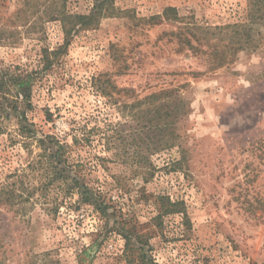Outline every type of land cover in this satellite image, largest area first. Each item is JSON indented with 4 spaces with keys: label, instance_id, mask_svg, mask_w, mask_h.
Returning a JSON list of instances; mask_svg holds the SVG:
<instances>
[{
    "label": "rangeland",
    "instance_id": "obj_1",
    "mask_svg": "<svg viewBox=\"0 0 264 264\" xmlns=\"http://www.w3.org/2000/svg\"><path fill=\"white\" fill-rule=\"evenodd\" d=\"M54 1L0 0V70L52 58L63 42ZM112 4L34 77L31 107L0 112V187L18 190L0 200V264H264V1ZM19 116L70 146L66 170L99 208L40 187ZM162 203L175 206L156 219Z\"/></svg>",
    "mask_w": 264,
    "mask_h": 264
},
{
    "label": "trees",
    "instance_id": "obj_2",
    "mask_svg": "<svg viewBox=\"0 0 264 264\" xmlns=\"http://www.w3.org/2000/svg\"><path fill=\"white\" fill-rule=\"evenodd\" d=\"M264 0H249V3L254 6L259 3H262ZM113 0H91V6L86 13H73L66 10L64 3H56L54 1V6L51 9V19L59 22L61 32L63 34V42L55 47L52 52L48 53L52 55V58L48 60L47 55L44 54L40 60L41 71L48 67L49 65H54L59 60L60 54L63 52V49L66 48L69 41L75 33L81 29H87L90 27L96 26L100 20L104 17L112 14L113 11ZM40 70H26L18 66H13L0 70V112H5L6 108H10L13 111H16L20 105L23 106L21 114L24 113V110L31 107L30 96H31V85L34 77L38 76ZM96 80L93 83L96 91L100 94L107 96L110 100H115L113 97V91L115 87L109 80L98 81ZM165 90L159 92H154L146 97V99H154L164 94ZM2 112V113H3ZM24 117V115H22ZM24 121L25 118H24ZM80 128H70L71 137L76 141V131ZM17 130L20 136L25 139L34 137L36 140L37 147L39 149L38 153L34 160L27 163L26 167L35 170L38 172L42 178L41 186L45 188L56 183L59 187L60 185L64 186V191L68 195L77 194L80 196V199H88L98 208L100 203H95L91 200V195L88 194V189L84 186L82 187L80 183V178L78 176H72L66 170V152L70 146L67 143H62L56 139L53 135L41 134L37 136L35 130L31 128L29 123L21 122V117H18ZM81 137H84V134L81 133ZM25 147L26 144L24 143ZM17 177L21 180V174L17 173ZM18 190L15 188L14 183L3 184L0 187V200L3 202H9L12 205L16 198V192ZM96 195V194H95ZM98 197V196H96ZM102 202V201H101ZM163 208H160L156 219H160L162 215L168 213L175 204H170L164 207V203L160 205ZM102 209V208H100ZM125 234L126 244L125 251L127 249L128 241H130L134 236L132 232L127 231ZM142 257V256H141ZM148 264H156L155 260L148 259Z\"/></svg>",
    "mask_w": 264,
    "mask_h": 264
}]
</instances>
